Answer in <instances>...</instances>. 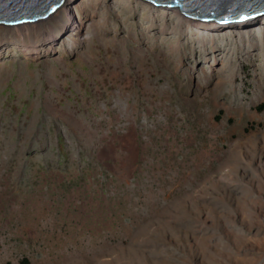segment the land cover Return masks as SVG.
<instances>
[{
	"label": "rangeland",
	"instance_id": "374dc122",
	"mask_svg": "<svg viewBox=\"0 0 264 264\" xmlns=\"http://www.w3.org/2000/svg\"><path fill=\"white\" fill-rule=\"evenodd\" d=\"M71 4L0 27V264H264V22Z\"/></svg>",
	"mask_w": 264,
	"mask_h": 264
},
{
	"label": "water",
	"instance_id": "95a60500",
	"mask_svg": "<svg viewBox=\"0 0 264 264\" xmlns=\"http://www.w3.org/2000/svg\"><path fill=\"white\" fill-rule=\"evenodd\" d=\"M65 0H0V24L34 23ZM211 24L243 26L264 19V0H142ZM264 22V20H261Z\"/></svg>",
	"mask_w": 264,
	"mask_h": 264
},
{
	"label": "bare ground",
	"instance_id": "6f19581e",
	"mask_svg": "<svg viewBox=\"0 0 264 264\" xmlns=\"http://www.w3.org/2000/svg\"><path fill=\"white\" fill-rule=\"evenodd\" d=\"M149 4V3H148ZM71 5V6H70ZM74 7H72V4H71V0H65L50 16H48L47 18H45L46 20H56L58 18L61 17L62 13H64V15L66 16V18H69V20L72 18V11ZM182 16L184 17V19L188 20V21H192V22H202V23H208V22H205V21H202V20H199V19H196V18H193V17H189V16H186V15H183ZM73 19V18H72ZM46 20L44 19H41V20H38V22H34V23H28V24H25V23H20V24H15V25H1L0 24V27L1 26H4V27H17V28H24V27H29L28 25H35L34 27H36V24H39V23H42V22H45ZM263 20V19H261ZM67 22V21H66ZM257 22V21H255ZM255 22H252V23H255ZM252 23H249V24H252ZM208 25V24H207ZM248 25V24H246ZM246 25H243V26H246ZM211 26H214L212 27V29L214 30L215 28H218L217 26H220L222 28H226V29H232V28H235V27H243V26H234V25H221V24H211ZM32 27V28H34ZM209 28V27H208Z\"/></svg>",
	"mask_w": 264,
	"mask_h": 264
},
{
	"label": "trees",
	"instance_id": "16d2710c",
	"mask_svg": "<svg viewBox=\"0 0 264 264\" xmlns=\"http://www.w3.org/2000/svg\"><path fill=\"white\" fill-rule=\"evenodd\" d=\"M21 264H29L28 260L24 259L21 261Z\"/></svg>",
	"mask_w": 264,
	"mask_h": 264
}]
</instances>
